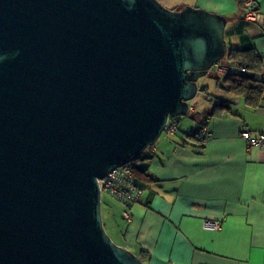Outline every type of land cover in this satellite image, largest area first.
<instances>
[{
	"label": "water",
	"instance_id": "water-1",
	"mask_svg": "<svg viewBox=\"0 0 264 264\" xmlns=\"http://www.w3.org/2000/svg\"><path fill=\"white\" fill-rule=\"evenodd\" d=\"M226 22L158 0H0V264H145L107 234L99 180L188 113Z\"/></svg>",
	"mask_w": 264,
	"mask_h": 264
},
{
	"label": "crops",
	"instance_id": "crops-1",
	"mask_svg": "<svg viewBox=\"0 0 264 264\" xmlns=\"http://www.w3.org/2000/svg\"><path fill=\"white\" fill-rule=\"evenodd\" d=\"M158 1L170 9L193 6L225 16L227 50L253 48L262 56L264 78V0H252L256 22L244 18L246 0ZM221 91L226 96L220 101L208 95L206 107L196 105L201 121L222 101L229 109L221 116L207 118L204 125L184 123L142 156L141 200L128 208L118 236L137 256L146 251L145 264H264V149L245 150L240 138L244 129L264 131V96L252 108ZM189 110L195 112V104ZM204 126L210 133L206 141L189 137Z\"/></svg>",
	"mask_w": 264,
	"mask_h": 264
},
{
	"label": "trees",
	"instance_id": "trees-1",
	"mask_svg": "<svg viewBox=\"0 0 264 264\" xmlns=\"http://www.w3.org/2000/svg\"><path fill=\"white\" fill-rule=\"evenodd\" d=\"M220 63H223L226 66H231L228 68L227 73L220 79L215 76H212L215 80L216 87L223 89L228 95L232 97H241L244 99L245 104L248 107H258L262 97L264 96V78L261 77L260 71L262 69V56L257 54L253 48L247 49H234L231 48L227 50V53L223 60ZM204 90H207L205 87ZM203 90V91H204ZM229 108L222 101L213 103L212 108L207 111L203 120L196 119L192 117L195 121L199 123L206 124V119L216 116H221ZM201 117V116H200ZM180 119L176 121L177 128L179 129ZM203 127L194 130L189 133V137L199 140V132ZM177 129V131H178ZM203 147V143L201 144ZM140 166V165H139ZM136 167L132 171V183L136 188L143 190V184L140 183L141 176L144 175L142 168ZM142 184V185H141ZM141 200L139 198L138 202ZM128 208L132 205L128 203ZM127 208V209H128ZM146 251L141 250L138 253V256L141 260L146 258Z\"/></svg>",
	"mask_w": 264,
	"mask_h": 264
},
{
	"label": "built area",
	"instance_id": "built-area-1",
	"mask_svg": "<svg viewBox=\"0 0 264 264\" xmlns=\"http://www.w3.org/2000/svg\"><path fill=\"white\" fill-rule=\"evenodd\" d=\"M244 8V18L250 22H256L259 19V13L255 9V4L252 0H246L243 4ZM228 68L231 66L223 65L218 63L212 67L217 72L222 73L224 76L227 73ZM211 69V70H212ZM222 70V71H221ZM221 75V74H220ZM178 118H169L162 133L165 136H172L177 133L176 121ZM161 133V134H162ZM209 130L204 126L199 132V140L204 142L209 136ZM240 138L243 141V146L245 150H250L252 148L264 149V131L257 133H252L250 130L244 129L240 132ZM150 148V147H148ZM147 148V149H148ZM146 149V150H147ZM145 150V151H146ZM144 154V153H143ZM141 164V159L137 158L129 161L125 165L119 166L117 169L110 172L106 177L99 180V185L101 188V196L104 194L113 198L115 201L119 202L126 208H128V203L134 204L137 203L139 198L142 196V189L136 188L132 183V171L134 168L138 167ZM128 210V209H127ZM125 210V218L129 219V212ZM210 228L216 229L218 227L217 223H209Z\"/></svg>",
	"mask_w": 264,
	"mask_h": 264
},
{
	"label": "rangeland",
	"instance_id": "rangeland-1",
	"mask_svg": "<svg viewBox=\"0 0 264 264\" xmlns=\"http://www.w3.org/2000/svg\"><path fill=\"white\" fill-rule=\"evenodd\" d=\"M217 72H220V71L219 70L215 71L213 69V71L210 70L206 76L199 78V80H198L199 86H205V87H207V90L198 92L196 97L190 103L191 105L195 104V109H196L195 112H191L189 110L186 115L179 116L180 122H179L178 126L182 127L184 123H186V124L193 123V121H195V120L192 119V117H196V119L199 120L200 116L202 115V109L196 108V105L199 104V102H200L202 105H204L206 107L208 105V102H209V101H207L208 99H206V97L208 95H209V97H212L216 101H220L221 98H224L226 96L224 94V92L221 91L222 89H216V86H215L216 83H215L214 78L212 77L213 76L212 73L214 75L215 74L217 75ZM219 74L222 75V73H219ZM164 136L165 135L162 133L160 135L159 139L163 138ZM144 154H143V156H144ZM122 209H123L122 207H120V209H119V204H117V202L113 198L106 196L104 194L101 196V213H102L103 225H104V228H105L107 234L109 235L111 240L116 245H121V239H120V236H118L119 235L118 233H120V230L124 231L123 219L125 218V216L122 219H120L118 214H121L122 212L124 213V211L127 210V208H124V211ZM118 211H119V213H118ZM118 217H119V219H118Z\"/></svg>",
	"mask_w": 264,
	"mask_h": 264
},
{
	"label": "clouds",
	"instance_id": "clouds-1",
	"mask_svg": "<svg viewBox=\"0 0 264 264\" xmlns=\"http://www.w3.org/2000/svg\"><path fill=\"white\" fill-rule=\"evenodd\" d=\"M145 152H146V151H145ZM145 152H144V153H145Z\"/></svg>",
	"mask_w": 264,
	"mask_h": 264
},
{
	"label": "bare ground",
	"instance_id": "bare-ground-1",
	"mask_svg": "<svg viewBox=\"0 0 264 264\" xmlns=\"http://www.w3.org/2000/svg\"><path fill=\"white\" fill-rule=\"evenodd\" d=\"M255 4V3H254Z\"/></svg>",
	"mask_w": 264,
	"mask_h": 264
}]
</instances>
